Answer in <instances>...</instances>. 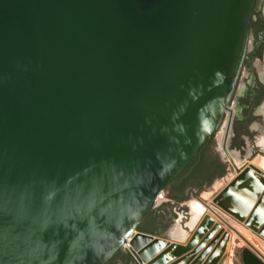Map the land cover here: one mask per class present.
<instances>
[{"label":"water","instance_id":"95a60500","mask_svg":"<svg viewBox=\"0 0 264 264\" xmlns=\"http://www.w3.org/2000/svg\"><path fill=\"white\" fill-rule=\"evenodd\" d=\"M256 1L0 0V264L192 246L210 216L186 245L138 225L216 137ZM213 203L264 221V169H238Z\"/></svg>","mask_w":264,"mask_h":264},{"label":"rangeland","instance_id":"374dc122","mask_svg":"<svg viewBox=\"0 0 264 264\" xmlns=\"http://www.w3.org/2000/svg\"><path fill=\"white\" fill-rule=\"evenodd\" d=\"M227 121L228 120H226V116H224L223 122H222L223 126L221 124V126L219 127V131L216 137L214 138V145L215 147H218V149H220L221 155H223V157H225V154L222 150V145H223L224 139L227 138V135H226L227 134L226 130L228 129ZM225 122H226V125H225ZM254 133H255L256 139H254V142L250 140L247 141L248 145L246 146L245 151L239 152L234 149H233L234 151H231L229 149V151L232 152L233 158L236 164L239 166V168H241L245 162H249L246 160H250L256 165L264 166L263 165L264 164V153L259 152L258 147H257L258 145H260L259 149L264 150V145H263L264 144L263 143L264 142V139H263L264 125H262L260 129L258 128V131ZM254 151H256V153L258 152V155L251 156V154ZM231 169H232V166H230L229 169H227V172L223 176H220L214 179V181L211 184L205 185L201 189L195 188L192 191H190L188 193L186 201L184 202L171 197L169 194V190L166 189L165 191L167 192L168 199L164 201H160L154 206L153 212L156 213V212L161 211L160 214H163V216L167 217V220H168L167 224L164 227L165 230L163 234L157 235V236H162L168 239L171 245H176V243L186 245L188 242H190L191 239H193L194 233L197 228L195 230H192V229H194L207 214L208 216L211 214L210 216L216 221L218 220L217 223H220V225H222L221 227L223 229L219 233V236H216L215 242L213 245L214 247L209 252L207 251L206 253L205 250L210 249L209 248L210 246L208 245L207 248H204L198 253L192 255L186 261L185 264H220L223 261L225 264L227 259H229L231 262L229 264H246L244 262L243 255H242L244 249H247L248 251L253 253L256 257H258L260 262L256 260L255 264H264V259L260 257L259 254L255 252L254 249L249 245L250 243L255 248H257L260 251V253L264 255V221L262 220L263 222H259L260 220L258 218H255L252 220L253 227H250L249 225L246 224L245 221H241L233 217L230 213L223 210L220 206H216V204L214 206L212 203L214 197L218 194V192L221 190L223 185L226 183V180H228V178L232 175L233 171ZM195 199H198L202 201L203 203L205 202L204 204H209V206H211V209L213 210V213L210 212L209 207H206L204 209L202 207H199L196 209V206L194 205ZM154 213L149 218L154 216ZM194 217H197L198 220L196 223L192 224ZM176 224H179V229L175 231L173 234L174 236L170 238L168 235V232ZM186 226H188V228ZM238 227L240 229H238ZM235 229L236 230L238 229L237 232ZM207 233L208 232H206V234ZM206 234L203 233L199 235V237L194 240L192 246L187 245L188 247L186 249L176 251L174 246L172 249H169V250L168 248H165L159 253H157L155 256L147 260L142 258L144 261L143 263L144 264H173V262L179 261L180 259L194 252L193 249L195 248V245H197L199 241H201L202 239L204 240L208 239L206 237L208 234L207 235ZM240 234L242 236L246 235L245 237L249 238L250 241L244 242L242 240V237H240L241 236ZM222 241H224L223 245H222ZM220 246H221V249L218 251V248ZM201 254L202 256H200Z\"/></svg>","mask_w":264,"mask_h":264},{"label":"flooded vegetation","instance_id":"af4514ba","mask_svg":"<svg viewBox=\"0 0 264 264\" xmlns=\"http://www.w3.org/2000/svg\"><path fill=\"white\" fill-rule=\"evenodd\" d=\"M264 0H257L253 11L249 37L247 42V48L245 56L241 65L240 74L238 77L237 85L233 93L229 110L233 111L231 129L229 131V125H227L226 133L229 131V143L228 149L231 151L237 150L239 152L245 151L247 141L254 142L256 139L255 133L258 128L264 125ZM226 120L228 118L227 112H225ZM226 125V122H225ZM224 125V127H225ZM223 126V124H222ZM226 134V135H227ZM224 145V142H223ZM222 150L225 157L221 155L220 149L215 147L214 138L209 140L201 152L195 156L189 166L194 163L190 173L182 176L180 175L189 167H187L175 180H173L171 186L167 188L169 192L171 190L178 193L177 200L186 201L188 193L198 187H187L182 192V186L191 182L195 177H211L214 179L223 176L221 172L229 169L232 166V152L227 154L226 150ZM259 152H263V149H259ZM234 149V150H233ZM258 155V152L254 151L251 156ZM234 160V158H233ZM248 161V160H246ZM235 162V160H234ZM236 163V162H235ZM214 181V180H213ZM161 211L154 213L151 218L142 219L138 225L140 227H148L152 229L155 234L162 235L164 227L167 224V217L160 214ZM164 217V218H162ZM157 232V233H156ZM147 233V232H146ZM106 264H140L137 259L131 254L126 247L117 252Z\"/></svg>","mask_w":264,"mask_h":264},{"label":"bare ground","instance_id":"6f19581e","mask_svg":"<svg viewBox=\"0 0 264 264\" xmlns=\"http://www.w3.org/2000/svg\"><path fill=\"white\" fill-rule=\"evenodd\" d=\"M263 110H264V108H263ZM227 114H228V118H227V125H229V131H230V129H231V120H232V116H234V114H233V111L232 110H229V109H227ZM229 131H228V134H227V144H226V146H227V148H228V143H229ZM263 139H264V137H263ZM262 139V140H263ZM264 143V142H263ZM264 145V144H263ZM229 150V149H228ZM230 152V151H229ZM232 161H234L233 160V158H232ZM235 163V162H234ZM236 164V163H235ZM250 164H253V165H255V166H258V167H260V168H262V169H264V166H261V165H256L255 163H253V162H245L243 165H242V167L241 168H239V166L237 165V167H238V169L239 170H242L243 168H245L246 166H248V165H250ZM263 164V163H262ZM264 165V164H263ZM205 203V202H204ZM202 201H200V200H198V199H195V203H194V205L196 206V209L197 208H199V207H202L203 209L204 208H206V207H209L210 208V212H212L213 213V210L211 209V206H209V204H204ZM212 203H213V201H212ZM207 205V206H206ZM213 205L215 206V203H213ZM216 206H218V205H216ZM208 215V214H207ZM207 215H205V216H207ZM211 215V214H210ZM209 215V216H210ZM212 216H214V215H212ZM211 217V216H210ZM212 218V217H211ZM217 218V217H216ZM204 219V218H203ZM203 219L200 221V223L203 221ZM213 219V218H212ZM197 220H198V218L197 217H194L193 218V221H192V224H194V223H196L197 222ZM263 220V219H262ZM216 220L215 219H213V223H211L210 225H208V228L206 229V231L205 232H203V233H205L206 234V232H210V231H212V229H213V227L215 226V224H218V225H220V223H217V221L215 222ZM262 222V221H261ZM199 223V224H200ZM199 224L194 228V229H192V230H195L198 226H199ZM236 225V224H235ZM222 225H220V228H218L216 231H214L211 235H210V237L208 238V239H206V240H204V239H202L201 241H199L198 243H197V245H195V248L193 249V250H195V249H197V253L199 252V251H201V250H203L204 248H207V246L209 245L210 247V249L209 250H206V253H207V251L209 252L214 246V242H215V238H216V236H219V233L222 231V227H221ZM237 226V225H236ZM187 228H188V226H186ZM231 227V226H230ZM234 228V227H233ZM237 228V227H236ZM179 229V224H176V225H174L173 226V228H171L170 230H169V232H168V235H169V237L170 238H172V236H174L173 234H174V232L175 231H177ZM191 229V228H190ZM238 229H240L239 227H238ZM237 229V230H238ZM225 230V229H224ZM236 230V229H235ZM237 230H236V232H237ZM202 233V234H203ZM207 233V234H208ZM206 234V235H207ZM229 234V233H228ZM233 234V233H232ZM236 234V233H235ZM239 234V233H238ZM241 235V234H240ZM235 236V235H234ZM246 236V235H245ZM244 235L242 236H240V237H242V240L245 242H248V241H250V239L249 238H247V237H245ZM207 237V236H206ZM156 239L157 238H154L153 240H149V241H147L146 243H144V245L142 246L143 248L140 250V252H141V254H144L145 252H146V250L147 249H149L152 245H154L155 243H157V245H159V243L158 242H156ZM189 239V238H188ZM233 241V240H232ZM252 241V240H251ZM179 242V241H178ZM139 243H143V239L141 238H139V237H137V235L136 236H134V237H132V238H130V240H129V242H128V245H131L132 246V248H134V247H136V245H138ZM241 245V244H240ZM228 246H229V244H228ZM226 248H228V247H226ZM134 250H136V252L138 253V250L137 249H135L134 248ZM230 250V249H229ZM229 263H231L230 262V260L229 259H227L226 260V262H225V264H229ZM222 264H224V261L222 262Z\"/></svg>","mask_w":264,"mask_h":264},{"label":"trees","instance_id":"16d2710c","mask_svg":"<svg viewBox=\"0 0 264 264\" xmlns=\"http://www.w3.org/2000/svg\"><path fill=\"white\" fill-rule=\"evenodd\" d=\"M194 163H196V161H194L183 173H182V175H180L179 177H178V179L179 178H181L182 176H184V175H186V174H188V173H190V171H191V169H192V167L195 165ZM222 174H225V170H223L222 172H221ZM214 178H215V176H211V177H200V178H198V177H195L191 182H187V183H185L182 187V192L184 191V189H186L187 187H189V186H191V187H198L199 189H201V188H203L205 185H209V184H211L212 182H213V180H214ZM173 182H171L168 186H167V188H169L170 186H171V184H172ZM166 188V189H167ZM169 194H170V196L171 197H173L174 199H177L178 198V193L176 192V191H173V190H171L170 192H169ZM154 209V207L147 213V216H146V218H148L149 219V217L154 213L153 210ZM140 230L141 231H143V232H147V233H153V234H155L154 233V231L152 230V229H149L148 227H140ZM157 233V232H156Z\"/></svg>","mask_w":264,"mask_h":264},{"label":"crops","instance_id":"0c3cea01","mask_svg":"<svg viewBox=\"0 0 264 264\" xmlns=\"http://www.w3.org/2000/svg\"><path fill=\"white\" fill-rule=\"evenodd\" d=\"M249 162H251L250 160H248ZM233 172H232V175L228 178V180H226V183L223 185V187L228 183L230 182L238 173V169L234 168V166L232 165V169H231ZM222 187V188H223ZM255 251V250H254ZM256 252V251H255ZM243 259H244V262L246 264H255V261L257 260L258 262H260V260L258 259V257H256L253 253H251L250 251H248L247 249H244L243 250Z\"/></svg>","mask_w":264,"mask_h":264},{"label":"built area","instance_id":"2783aa9c","mask_svg":"<svg viewBox=\"0 0 264 264\" xmlns=\"http://www.w3.org/2000/svg\"><path fill=\"white\" fill-rule=\"evenodd\" d=\"M227 112V111H226ZM168 199V195L166 191H162L159 195H158V200L159 201H164Z\"/></svg>","mask_w":264,"mask_h":264}]
</instances>
